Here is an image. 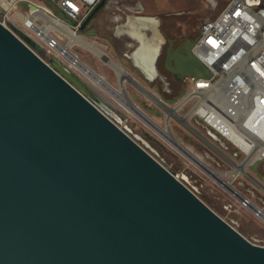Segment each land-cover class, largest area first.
<instances>
[{
	"label": "water",
	"instance_id": "1",
	"mask_svg": "<svg viewBox=\"0 0 264 264\" xmlns=\"http://www.w3.org/2000/svg\"><path fill=\"white\" fill-rule=\"evenodd\" d=\"M39 48L0 23V264H264L263 246Z\"/></svg>",
	"mask_w": 264,
	"mask_h": 264
},
{
	"label": "rangeland",
	"instance_id": "2",
	"mask_svg": "<svg viewBox=\"0 0 264 264\" xmlns=\"http://www.w3.org/2000/svg\"><path fill=\"white\" fill-rule=\"evenodd\" d=\"M229 1L108 0L84 30L77 32L83 39L100 47L110 60L122 67L135 81H127V95L142 109L154 126L156 124L159 128L170 127L176 139L200 158L210 170L198 165L172 142L165 139L156 127L139 116L138 113L132 112L127 107L125 98L116 99L113 94H109L107 90L95 84L88 76L80 71L78 73L110 104L118 117L126 121L133 136L138 138L139 142L147 147L160 162L172 173L179 175V178L194 190L210 208L231 223L251 242L264 245V221L255 214L253 208L243 209L240 212H228L224 208L226 202H238L240 196H246L252 200L255 206L264 209V164L257 163L251 166L249 172L252 177L236 176L230 187L240 194V196L235 195L233 190L218 181L213 172L228 173L233 171L234 166L210 141L204 128L196 126L195 122H192L194 125L192 128L185 120L188 114L191 115V105L184 106L179 116H173L168 120L165 109L151 98L152 95H157L167 105L174 106L186 94L187 88L179 96L177 90H171V87L166 84L168 81L164 79L165 75L175 77V74L179 78L190 74L210 75V71L202 63L194 57H183L180 50L190 54L203 23L215 19ZM3 3L6 4L5 7L2 6ZM35 5L55 8L49 0H0L2 12L0 19L13 30L15 27L13 22H19L18 14L29 15L32 6ZM141 5H143L144 11L138 13ZM128 16H132L131 19L143 16L159 21L158 30L164 43L157 59L158 75L155 80H147L142 75L144 71L136 65L131 57L139 47V42L126 32H118L119 26L127 23ZM58 17L69 24L63 15L58 14ZM143 31L147 36L152 35L149 30L143 29ZM57 35L63 46L69 43L68 37L58 32ZM177 46H180L179 49L174 51L173 48ZM71 50L88 68L113 87L120 89V77L109 64V59L105 56L101 58L81 45H75ZM181 83L183 82L181 81ZM228 178L229 176L221 177L224 180Z\"/></svg>",
	"mask_w": 264,
	"mask_h": 264
},
{
	"label": "built area",
	"instance_id": "3",
	"mask_svg": "<svg viewBox=\"0 0 264 264\" xmlns=\"http://www.w3.org/2000/svg\"><path fill=\"white\" fill-rule=\"evenodd\" d=\"M49 1L55 8L35 5L29 16L42 11L65 23L58 17V14L63 15L69 22L65 24L76 33L102 2ZM255 1L257 2L249 3L247 0H230L215 19L203 23L192 53L210 71V75H189L182 80L187 88L182 100H186L184 106L191 105L192 113L185 120L192 128V122L204 128L210 141L233 166L235 163H245L244 173L239 172L237 176H250L251 166L264 164V0ZM2 6L5 7L6 4L3 3ZM143 11L141 5L138 13ZM131 18L132 16H128L127 22ZM0 23L6 26L1 19ZM33 25L42 29L44 21L36 19ZM49 33L47 40L42 41L38 37L33 39L40 46L34 52L46 63L51 58H56L81 78L79 70L66 59L65 52H58V48L64 46L57 31L50 30ZM70 51L72 52L71 49ZM77 59L80 61L78 57ZM115 122L123 130L129 128L123 119L119 118ZM128 133L133 136L132 131ZM235 170L234 167L233 171ZM175 176L179 178V175ZM254 207L255 204L246 196H240L238 202H226L224 205L228 212H240Z\"/></svg>",
	"mask_w": 264,
	"mask_h": 264
},
{
	"label": "bare ground",
	"instance_id": "4",
	"mask_svg": "<svg viewBox=\"0 0 264 264\" xmlns=\"http://www.w3.org/2000/svg\"><path fill=\"white\" fill-rule=\"evenodd\" d=\"M19 22H13L16 29L23 32L24 34L29 35L32 39L36 40V38H40L42 41L47 40L49 36L50 30H54L65 35L70 39L69 43L64 47H59L58 52H65L66 59L74 66L77 70L82 72L85 76H88L91 80L95 82L98 86L104 88L109 92V94H113L114 97L118 100H121L123 98L126 99V103L128 104L127 107H129L132 112H136L147 120L149 123H151L154 126V123L150 119H148V116L142 111L140 107H138L134 102L130 100V98L127 95L126 90V83L128 80H131L135 82L130 75L118 64H116L112 60H108L109 64L117 71L119 77H120V89H117L113 87L111 84L106 82L102 77L97 75L93 70L88 68V66L81 61H78L75 54H73L70 49H72L75 45H81L90 51L97 54L99 57L105 56V53L102 51L100 47L95 45L93 42H89L82 38V36H79L75 31H73L67 24L59 21L58 19H54L47 15L46 13L42 11H38L33 13L32 16L25 15V14H18ZM36 19H41L44 21V25L42 29L37 28L35 25H33V22ZM159 21L153 18H143L138 17L131 19L129 22H127L124 25L119 26L118 32H126L129 34L132 38L137 40L139 42V47L133 52L132 59L136 63V65L141 68L143 73L149 78V79H155L157 77V71H156V62L160 55V49L163 43V38L161 33L158 30ZM143 29L149 30L152 35L147 36ZM151 94V93H150ZM151 98L155 100L157 103H159L167 112L168 114V120L173 116H179V113L181 109L184 107L186 100H182L178 104L174 106L167 105L163 103L162 100H160L159 96L152 95ZM192 114V113H191ZM190 117L187 116V119ZM158 131L167 139L168 141L172 142L182 153L190 157L193 161H195L198 165L207 168L202 160L198 157H196L191 151H189L186 147H184L173 135L170 127L167 128H159L156 124L155 126ZM245 163L243 165L234 164V167L236 168L235 171H231L228 173H221L217 171H213L216 175V178L221 181L225 186L231 187V182L236 178L237 174L239 172L244 173V167ZM223 176H229L227 180L221 179ZM232 189V188H231ZM235 192V195L239 194L236 190L232 189ZM233 192V193H234ZM255 214L261 218L264 221V209L254 207Z\"/></svg>",
	"mask_w": 264,
	"mask_h": 264
},
{
	"label": "crops",
	"instance_id": "5",
	"mask_svg": "<svg viewBox=\"0 0 264 264\" xmlns=\"http://www.w3.org/2000/svg\"><path fill=\"white\" fill-rule=\"evenodd\" d=\"M228 4V3H227ZM226 7V6H225ZM224 7V8H225ZM164 43V42H163ZM162 43V44H163ZM135 69H137L136 67H134ZM142 75H144L145 76V78L147 79V80H149V81H152L151 79H149L144 73H142ZM175 76V75H174ZM164 79L166 80V81H168L169 80V82H170V84L171 85H168V83H166L167 84V86H171V88L173 89V90H177V94H182V92L184 91V89L186 88V86L185 85H183L182 83H181V81H180V79H178L176 76L175 77H172V76H169V75H165V77H164ZM170 88V89H171ZM177 88V89H176Z\"/></svg>",
	"mask_w": 264,
	"mask_h": 264
},
{
	"label": "trees",
	"instance_id": "6",
	"mask_svg": "<svg viewBox=\"0 0 264 264\" xmlns=\"http://www.w3.org/2000/svg\"><path fill=\"white\" fill-rule=\"evenodd\" d=\"M198 38V37H197ZM196 41V40H195ZM179 47L180 46H177L176 48H173V50L174 51H177L178 49H179ZM185 51V50H184ZM180 53H181V55L183 56V57H194L195 59H197L195 56H194V54L192 53V51L190 52V54L188 53V52H186L185 51V53H183V50H180ZM198 60V59H197ZM199 61V60H198ZM200 62V61H199ZM201 63V62H200ZM167 68V67H166ZM168 69V68H167ZM175 75V74H174ZM190 75H193V76H197V75H194V74H190ZM178 79H180V81H182L183 80V78L185 77H182V78H179L177 75H175ZM198 77H200V76H198ZM168 83H169V85H171L170 84V82H169V80H168ZM183 84V83H182ZM184 85V84H183ZM171 87V86H170ZM171 90H172V88H171ZM180 94H178V96H179Z\"/></svg>",
	"mask_w": 264,
	"mask_h": 264
},
{
	"label": "flooded vegetation",
	"instance_id": "7",
	"mask_svg": "<svg viewBox=\"0 0 264 264\" xmlns=\"http://www.w3.org/2000/svg\"><path fill=\"white\" fill-rule=\"evenodd\" d=\"M137 41V40H136ZM153 80H155V79H153ZM168 83V82H167ZM168 85H169V83H168Z\"/></svg>",
	"mask_w": 264,
	"mask_h": 264
}]
</instances>
